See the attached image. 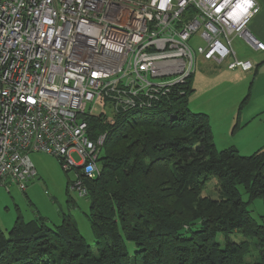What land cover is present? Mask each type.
<instances>
[{"label":"built area","instance_id":"built-area-1","mask_svg":"<svg viewBox=\"0 0 264 264\" xmlns=\"http://www.w3.org/2000/svg\"><path fill=\"white\" fill-rule=\"evenodd\" d=\"M248 2L0 0V186L26 189L30 155L45 153L78 170L71 190L86 197L80 176L98 175L105 138L90 139L87 117L152 108L198 59L251 71L232 50L238 37L264 51L246 29L260 11Z\"/></svg>","mask_w":264,"mask_h":264},{"label":"trees","instance_id":"trees-1","mask_svg":"<svg viewBox=\"0 0 264 264\" xmlns=\"http://www.w3.org/2000/svg\"><path fill=\"white\" fill-rule=\"evenodd\" d=\"M192 78L113 123L87 117L90 139L105 135L98 175L80 176L95 251L67 216L54 228L17 218L0 230V264H244L254 240L250 264H264V215L257 223L248 211L256 199L264 206V145L249 156L234 146L218 151L208 117L189 110ZM211 177L216 197L202 196Z\"/></svg>","mask_w":264,"mask_h":264},{"label":"rangeland","instance_id":"rangeland-1","mask_svg":"<svg viewBox=\"0 0 264 264\" xmlns=\"http://www.w3.org/2000/svg\"><path fill=\"white\" fill-rule=\"evenodd\" d=\"M237 52L241 55L243 49L237 48ZM193 77L194 81L198 79L200 85L191 94L188 107L192 113L208 117L216 149L221 151L234 146L242 156H249L260 149L264 145V112L256 114L254 120L246 124L247 97L233 101L239 89L230 86V81L224 78L227 76L223 70H208L201 59L197 60ZM30 158L37 176L25 184L26 189H19L9 180L4 187L0 186V230L8 233L17 218L23 222L41 219L47 226L54 228L60 226L63 217L67 216L85 243L95 251V240L86 218L89 211L88 198L78 197L71 190L72 184L78 179V170L64 171L60 158L45 153L31 154ZM72 158L78 161L76 155H72ZM217 183V179L211 177L202 196L212 193L216 197ZM237 189L242 201L247 202L243 187L238 186ZM248 211L259 223L264 215L262 200L251 202ZM231 238L237 243L244 240L239 234H233ZM216 241L222 246L223 236L217 235ZM254 241H251V250L244 264H250L258 258Z\"/></svg>","mask_w":264,"mask_h":264},{"label":"crops","instance_id":"crops-1","mask_svg":"<svg viewBox=\"0 0 264 264\" xmlns=\"http://www.w3.org/2000/svg\"><path fill=\"white\" fill-rule=\"evenodd\" d=\"M260 7L259 13L253 17L248 25V31L258 41L264 44V0H254ZM237 48L243 49V54L237 52ZM232 50L238 60H249L253 64V69L249 72H242L240 69H227V61L225 63L217 64L216 62H204L205 68L208 70H223L229 80L230 86L239 89L235 92L233 101H238L247 97L246 101V115L248 124L254 120V116L260 112H264V51H255L246 41L238 37L232 40ZM246 52V53H245ZM225 65V66H224ZM198 80V79H197ZM194 81L192 78V88H197L199 81ZM243 114V118H244Z\"/></svg>","mask_w":264,"mask_h":264},{"label":"snow or ice","instance_id":"snow-or-ice-1","mask_svg":"<svg viewBox=\"0 0 264 264\" xmlns=\"http://www.w3.org/2000/svg\"><path fill=\"white\" fill-rule=\"evenodd\" d=\"M245 2L248 4V6H250V3L248 2V0H245Z\"/></svg>","mask_w":264,"mask_h":264}]
</instances>
